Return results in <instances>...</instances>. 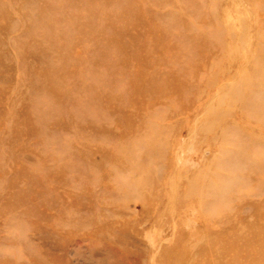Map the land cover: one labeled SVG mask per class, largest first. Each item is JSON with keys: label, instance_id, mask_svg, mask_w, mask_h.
Wrapping results in <instances>:
<instances>
[{"label": "rangeland", "instance_id": "374dc122", "mask_svg": "<svg viewBox=\"0 0 264 264\" xmlns=\"http://www.w3.org/2000/svg\"><path fill=\"white\" fill-rule=\"evenodd\" d=\"M0 264H264V0H0Z\"/></svg>", "mask_w": 264, "mask_h": 264}]
</instances>
